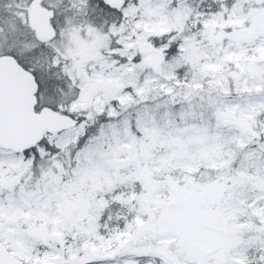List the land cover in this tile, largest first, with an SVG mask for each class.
I'll return each mask as SVG.
<instances>
[{
  "label": "snow or ice",
  "instance_id": "6c2138e0",
  "mask_svg": "<svg viewBox=\"0 0 264 264\" xmlns=\"http://www.w3.org/2000/svg\"><path fill=\"white\" fill-rule=\"evenodd\" d=\"M0 264H264V0H0Z\"/></svg>",
  "mask_w": 264,
  "mask_h": 264
}]
</instances>
